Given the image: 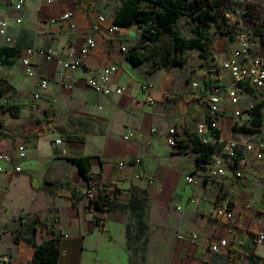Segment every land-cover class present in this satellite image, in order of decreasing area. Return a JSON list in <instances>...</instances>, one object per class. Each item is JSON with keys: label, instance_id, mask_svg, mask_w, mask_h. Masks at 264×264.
<instances>
[{"label": "crops", "instance_id": "0c3cea01", "mask_svg": "<svg viewBox=\"0 0 264 264\" xmlns=\"http://www.w3.org/2000/svg\"><path fill=\"white\" fill-rule=\"evenodd\" d=\"M124 1L27 0L17 11L16 0H0V22L7 23L0 33V108L21 106L17 118L0 115V130L6 134L0 135V152L17 155L18 147L25 146L27 153L21 173L0 174V264H42L33 261L35 249L24 241L21 215L37 221L38 244L52 237L50 230L59 236L56 264H129L126 243L130 223L135 222L143 229L162 231L167 264H264V240H257L264 230V160L247 154L241 177L229 164L224 177L207 182L195 172L193 152L207 109L192 84L207 83V72L219 70L243 44L237 37L217 40L210 48V69L199 51H189L184 67L150 73L151 64L135 67L127 59L136 26L117 33L106 30ZM65 14L68 20L62 19ZM99 15L106 23L94 33L92 25ZM88 36H94L96 48L85 60L86 69L71 75V89L63 87L58 76L59 58L47 62L32 56L35 75H26V49L53 47L63 59L80 49ZM250 47L254 54L260 45ZM111 64L117 67L108 83L111 94L90 88L89 71L98 75ZM42 80L48 82L45 89L40 88ZM145 82L154 84L153 104L141 91ZM218 85L222 137L246 138L232 125L228 71L219 70ZM117 87L122 94L114 92ZM248 92L240 93L237 107L246 109L264 89ZM170 129L176 130L183 149L167 144ZM128 132L141 138L124 140ZM57 140L62 143L57 145ZM77 158L89 159L88 179L71 161ZM93 185L117 191L110 211L90 208L81 195ZM229 194L233 221L215 219L217 206ZM190 233L198 235L197 242L177 238ZM221 240L228 245L212 252L211 243Z\"/></svg>", "mask_w": 264, "mask_h": 264}, {"label": "built area", "instance_id": "2783aa9c", "mask_svg": "<svg viewBox=\"0 0 264 264\" xmlns=\"http://www.w3.org/2000/svg\"><path fill=\"white\" fill-rule=\"evenodd\" d=\"M27 0H16L15 9L21 10L26 4ZM70 15L65 14L62 19L68 20ZM106 23L104 16L99 15L96 21L92 25V31L94 33L101 32L102 28ZM17 24H21V19H17ZM74 27L73 25L71 26ZM7 28V23L0 22V33H4ZM105 29V28H104ZM119 27L111 24L107 27V31L110 33H117ZM237 39L242 45L238 47L236 52L227 61L223 62L219 70L228 71L231 78V88L227 91L228 103L233 106V117L234 123L232 124L235 128L249 129L252 126V116L249 113L252 106L242 109L237 107L239 103V95L241 92H245L248 89L262 90L264 89V60L261 56L252 54L251 44L254 43V37L249 32H238ZM96 48V41L94 36H88L85 40L84 45L77 51H70L66 54V57L61 59L59 52L51 48L31 47L26 49L25 57L22 60L23 66L25 67V73L28 76H34L35 72L32 67L31 58L34 55L44 58L47 62L55 58H59L62 63V67L58 71V76L62 80L63 87L71 89L70 79L71 75L77 71L86 69L85 60L89 54ZM123 51L125 49L123 48ZM219 70L214 69L207 72V81L211 82L210 86L207 84H199L194 82L192 84L193 89L199 91L198 98L202 101L207 109V115L205 121L200 124L197 128V134L200 137L201 143L210 144L215 147V154L213 155L212 161L202 168L195 170L196 174L199 175L204 181H213L217 178L224 177L228 170L229 164L234 167V174L237 177L242 176V169L246 166V155L252 154V157L256 161L264 160V122L257 129L256 133H244L247 137L241 140L232 138H223L222 130L220 126V117L222 114V88L218 85ZM117 71V67L114 64L108 65L103 68L102 71L95 75L92 71H89L88 85L93 90L103 93L105 95L111 94L112 90L108 86V83L112 75ZM48 85L46 80L40 82V88L45 89ZM154 84L151 82H145L141 85V91L146 96V101L149 104L154 103L152 97V91ZM116 94L120 95L123 89L120 87L115 88ZM35 99L39 98L36 94ZM5 103L7 101H4ZM0 118V127H1ZM155 131V130H154ZM137 137L141 138L140 134H133L128 132L124 136V140H131ZM61 140H57L56 144H61ZM167 144L170 147L178 148L181 145V140L178 139L175 129H170L167 136ZM26 147L19 146L17 155H12L5 152H0V174L7 176H13L21 173L22 166L21 162L26 158ZM189 182L193 181L192 177L188 178ZM98 185H93L87 188L81 195L90 201L93 199L98 192ZM232 198L233 194H229L225 197L220 205L217 206L214 212V217L217 220L226 222H232L234 218V211L232 209ZM177 238L182 241L195 243L198 240V235L195 233L190 234H178ZM259 242L264 240V230H262L257 237ZM228 241L221 240L218 243L214 242L210 245V250L214 253L218 252L220 247H226Z\"/></svg>", "mask_w": 264, "mask_h": 264}, {"label": "trees", "instance_id": "16d2710c", "mask_svg": "<svg viewBox=\"0 0 264 264\" xmlns=\"http://www.w3.org/2000/svg\"><path fill=\"white\" fill-rule=\"evenodd\" d=\"M237 16L241 15L240 10H231ZM229 10L220 0H125L113 19V25L128 29L137 26L141 29L140 40L137 45L127 52V59L135 66L145 63L151 64L150 73L160 68L184 67L187 63L185 54L189 51H199L200 58L208 63L211 59L210 48L213 45L211 29L221 36L228 37L234 41L238 30L230 25ZM181 17H188L192 20V36H182L176 26ZM258 17H252L251 26L257 40L254 43L260 45L258 52L264 53V22L256 25ZM165 37L169 39V46L164 54L153 53L151 56L143 57L142 43L157 44ZM207 86L211 82L207 81ZM251 92V89H248ZM1 94V92H0ZM21 112L20 105H8L0 108V115L10 118H17ZM249 113L252 116V126L249 129L235 128L236 131L244 133H256L257 129L264 122V101L253 104ZM0 135H6L0 130ZM182 143V142H181ZM179 149H183L182 144ZM215 147L210 144L201 143L200 137L193 141V152L197 154L196 166L202 168L212 161L215 154ZM85 178H89L91 170L88 158L71 159ZM61 187V186H60ZM114 189L99 188L95 197L89 201V207L101 211L112 209L111 197L116 196ZM21 226L25 227L26 238L24 241L32 246L34 250L33 261L42 264H56L60 258V238L54 230H50L52 237L44 239L38 244L36 234L37 221L29 222L24 215L20 216Z\"/></svg>", "mask_w": 264, "mask_h": 264}, {"label": "rangeland", "instance_id": "374dc122", "mask_svg": "<svg viewBox=\"0 0 264 264\" xmlns=\"http://www.w3.org/2000/svg\"><path fill=\"white\" fill-rule=\"evenodd\" d=\"M220 1L229 10V15L227 18L229 19L230 25L233 26L236 30H238V32H249L254 37V40H256L257 37L254 35V31L251 28V26L253 25L252 17L254 15L258 17V19L256 20V25H259L260 22H264L262 17V14L264 13V0ZM232 9L240 10L241 15L237 16L231 11ZM192 25L193 22L188 17H181L176 23L179 33L184 37L192 36ZM134 30L136 32V39L132 47L138 44L141 36V29L136 26ZM210 33L213 37V45L217 42V40L223 37L215 32L214 27H212ZM226 38L229 39L228 37ZM168 46V37H165L157 44L142 43L141 47L143 48V57H149L155 52L159 54H164ZM131 48H128V50ZM252 48H255V46ZM250 50L252 51L254 49ZM185 55H187V53ZM254 55L261 56L264 60L263 52L257 51L254 53ZM208 64L209 63H206L205 65L208 66V68L210 69L211 67ZM205 71H207V69ZM248 93L250 94L252 92ZM258 95L259 96H256V99H254L252 103L247 104V107L252 106L256 102L264 100V92H259ZM21 228L22 230H25L24 226H22ZM161 233L162 231L160 229L149 231L147 227L146 229H143V227H141V225L137 222L130 223L129 235L126 243L127 254L129 255V264H167V242L165 237L162 236L164 234Z\"/></svg>", "mask_w": 264, "mask_h": 264}]
</instances>
